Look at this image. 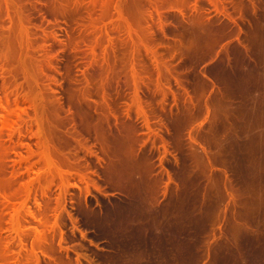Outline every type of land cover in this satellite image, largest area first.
<instances>
[{"label":"rangeland","instance_id":"rangeland-1","mask_svg":"<svg viewBox=\"0 0 264 264\" xmlns=\"http://www.w3.org/2000/svg\"><path fill=\"white\" fill-rule=\"evenodd\" d=\"M31 1L0 0V151L7 150L5 157L0 156V264H214L212 234L217 212L216 207L213 210V189L189 188L192 191L187 190L182 208H189L192 214L186 215L182 208V213H169L174 219L173 215L165 217L167 227L163 231L141 219L148 226L145 230L143 224V229L142 221L134 215L131 226H140V233L134 234L129 225L117 226L105 217L104 209L114 207L115 203L105 201L97 172L104 166V154L111 151L107 131L104 135L106 126L103 130L99 123L106 119L107 112L122 117L131 115L130 119L133 117L140 128L144 153L163 174L162 185L172 184L173 173L183 164L172 144L159 137L162 123L156 112L171 108L186 117L188 129L197 126L201 120L202 92L198 87L191 92L190 86L198 79L196 25L206 22L209 16L226 15L240 24L244 20L240 0H94L98 9L92 0H56L55 21L34 13L35 3ZM246 1L252 6L253 0ZM94 12L96 19L88 22V14ZM163 12L172 16L170 21L159 20ZM84 37L90 39L86 47ZM53 39L59 45L56 52L48 50ZM83 50L90 61L82 67L77 54ZM90 66H97L98 75L88 76ZM122 78L129 79L131 85L141 82L149 86L154 98L137 95L135 90L120 96L114 86ZM107 83L114 86L107 87ZM175 95L178 96L174 99ZM77 105L87 108L89 116L93 115L91 119L99 116L100 121L96 123L95 117L93 122L101 132L94 124L89 125L91 132L81 120L84 126L79 124ZM184 138L185 143L193 140L187 133ZM103 150L107 151L104 157ZM196 164H192V170L189 167L191 171L186 167L192 173L190 176L193 169L198 173ZM193 195L198 201L190 204L187 197ZM204 202L212 206L209 213ZM198 204L204 205L200 207L204 210ZM204 218L206 221L200 220ZM199 222L203 228L207 226L202 232L195 226ZM160 230L166 233L161 234ZM195 230H199V235ZM157 236H163L158 238L162 243L155 239Z\"/></svg>","mask_w":264,"mask_h":264},{"label":"bare ground","instance_id":"bare-ground-1","mask_svg":"<svg viewBox=\"0 0 264 264\" xmlns=\"http://www.w3.org/2000/svg\"><path fill=\"white\" fill-rule=\"evenodd\" d=\"M58 1L60 2L61 0ZM33 2L35 3V5L33 6V9L35 10L34 13H40L45 18L54 19L55 21V18L57 16V8L55 7L56 0H33ZM92 2H94V0H92ZM239 2L244 7V20L242 19L243 21L240 24H238L237 20H234L233 17L231 18L230 15L223 16V18H216L217 16H209L211 18L209 19L208 17V20L206 19V22L201 23V21H199L200 23L198 25L195 24L197 26V33L199 31V64L197 65L195 63L196 66H198V79L195 80L193 78L196 82L192 81L191 83H194L190 86H193L191 92H193L194 87L200 88V91L202 92V105L200 115L201 120L200 116H197L200 120L198 121L199 123L197 124V126L188 129L187 122L185 120L186 117L182 115L184 117L183 118L180 114H177V112H173L171 108H162L161 110L156 112L157 117L162 123L161 129L159 130V137L162 141L172 144V147L176 151H178L181 157L179 159L182 160L181 164H183L182 166L179 164L181 166L180 169H178L174 173L172 172V184L166 183L164 184V186L162 185L163 174L154 166L151 159L144 153L145 149H142L143 145L141 146L140 143V139H142V137H140L139 135L140 128L136 125L137 123L134 122L133 117L132 119H130L131 115H129L130 117H128L127 113V116L125 115V117H122L124 116L122 114L115 115V113L110 114L107 112L106 115H108L106 116L104 114L106 117L103 116L106 119L101 121V125L99 123V126L102 127L101 129L106 126L105 128L107 130H103L104 135L106 131L108 133V135L106 133V136L108 138H105L108 139L107 141L111 145L110 146L108 144V146L111 147V151L110 154H108L107 151L103 150L102 155L107 152L104 154H107L105 163L102 168L100 166V168H98V171H96L100 174L102 179V188L104 187L103 190L105 192L104 196L107 198V200L105 201H112L115 203V205L112 204V206L114 207H110V209L105 207V217L109 218L111 220L110 222L114 225H127L126 227H128L129 225V228H132V231L130 232L134 234L140 233V226L136 228L134 226H131L132 223L130 222L132 221L131 219L134 215L138 218L139 221L141 219H145L147 221L146 223H150L151 225H155L157 226V228L160 227L161 230H164L167 227V223L164 222V220L166 219L165 217H167L168 215L169 217L173 215L169 213H172L173 211L182 213L183 211L184 213L186 212V215L189 213L192 214V210L190 212L189 208L188 211H184V209L182 208V206H185L184 200L189 188L193 186L194 189L195 187H199L203 190L213 189V193H215V199H213V202L215 201V204L211 202V205L214 204L213 210L216 207L215 211L217 212L216 221H214L216 222V224L212 234L215 240L214 259L212 258L214 260V264H264V0H253V2H251L252 6H250V2L248 3L246 0H240ZM143 5L144 4H142V6ZM95 6H97V4ZM159 8L161 9V7ZM93 9L94 8H92V11H94ZM94 14L96 15L95 12L93 14H88V17L86 18L88 22L92 18H95L93 17ZM170 16L168 15V12L167 14L163 12V14L159 16V20L165 23V21L171 20L172 16ZM163 30L168 29L166 28ZM87 37H84L85 39L83 38L84 47L87 46V43L90 40H88ZM58 49V42L55 41V39L51 40L48 44V50L56 52ZM85 51L83 50V52L77 54L79 65L82 67L86 65L87 60L89 59L88 57H90L88 56L89 54H87V52ZM194 67L195 65L192 68ZM86 69H88V67ZM191 71L193 72V70ZM87 73L89 74H87L88 76L98 75L97 73H99V71L97 70V66H90V68L87 70ZM54 78L57 79L56 76ZM128 81H125V79H123L117 84V81L113 82V84H116L115 86H113L118 91V93H122H119L120 96L124 97L123 93L129 90H135L137 95H141L142 97H146L148 99L150 97L152 98V96L154 95L152 93L153 90L150 91L147 83L145 84H147L148 87H146L144 83L142 85L139 80L138 81L140 83L134 82L133 85H131ZM108 84L109 83H107L106 85L107 87ZM185 85L187 84L185 83ZM113 86H110L109 84V87ZM185 89L183 87V90ZM176 96L178 95H175L174 99L176 98ZM125 97L127 98V96ZM65 98L67 99V97ZM67 100L64 101L68 103ZM163 104L162 107L164 106ZM86 105L87 104L82 106ZM82 106H76L77 113L75 114H77L76 116L79 119V124H84L85 127L87 126L89 130V125H93V121H96V118L98 119L99 116H95L96 118L92 117V120V113H90L89 116V113L87 112L88 109L86 108V111V109H84ZM176 111H178V109H176ZM98 115L101 114L99 113ZM80 120L83 124L80 123ZM99 121L100 120L98 119L96 123H98ZM96 123L93 126H96ZM4 125H6L5 121ZM92 125L90 126L91 128L93 127ZM87 128H85L86 133H88ZM95 128L93 127L92 129ZM98 128L97 130L100 129ZM101 129L98 131V133L101 132ZM89 132L91 131L89 130ZM186 133L188 137H190V140L193 139L192 142L194 141V144L192 142V144L185 143L184 137ZM87 135H89V133ZM105 143L107 142L105 141ZM3 151H0V156H2V158L5 157L4 153L7 150L3 149ZM90 162H92V159ZM186 163L188 165H186ZM97 164H99V162ZM192 164L193 166H195L194 164H196L195 168H198V173H196L193 169V175L190 176L192 173L189 171L192 170ZM186 167H188L189 173L187 172ZM189 167L191 168V170ZM3 172H5V170ZM99 174H97V176ZM201 185L204 188H202ZM195 195L187 197L188 201H192H189L190 204L198 201V198L196 199ZM189 202L187 203L186 201L187 204H189ZM77 204L78 203H76V205ZM206 205H208L209 208L206 209V207H208ZM206 205V207L204 206V209L207 210L206 212H210L212 210L210 207L212 206H210V204ZM77 207L80 210L79 204L77 205ZM88 215L90 214H87V217H89ZM205 218L207 219V217ZM205 218L200 220L206 221ZM90 219L91 221H93V217H91ZM167 220L169 221V218ZM141 221V224L140 222L139 224L142 225L141 227L144 229L143 224L145 225V222L143 223V220ZM192 222H194V218ZM160 223H162L161 226ZM193 224L194 223H192V225ZM146 225L145 230H148V226ZM195 226H197V229H199L201 232L204 230V228L206 229L207 227L205 225L203 228L201 222L197 223V225ZM199 230H197V233L195 230V234L199 235ZM151 231H153L152 228ZM163 233H166V231L162 232L161 234ZM208 235V238L212 236L211 234ZM153 236H155V232ZM159 237L157 236V238H154L159 241ZM164 237L166 238V236ZM156 240H153L152 242H156ZM160 241L161 243L163 242L162 240ZM114 242H116V240ZM166 243L168 245L167 241ZM160 245L161 244L158 243V246ZM162 247L163 245H161L160 248ZM177 251L178 250H176V252ZM191 255L194 254L191 253ZM191 255H189V257ZM195 255L196 256L193 257L196 259L198 254ZM189 260L191 261L192 259Z\"/></svg>","mask_w":264,"mask_h":264}]
</instances>
